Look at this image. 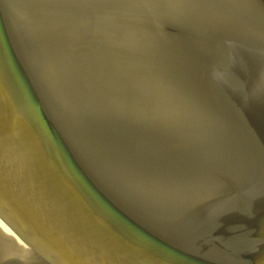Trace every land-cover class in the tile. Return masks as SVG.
Masks as SVG:
<instances>
[{
    "label": "water",
    "instance_id": "1",
    "mask_svg": "<svg viewBox=\"0 0 264 264\" xmlns=\"http://www.w3.org/2000/svg\"><path fill=\"white\" fill-rule=\"evenodd\" d=\"M0 264H264V0H0Z\"/></svg>",
    "mask_w": 264,
    "mask_h": 264
}]
</instances>
